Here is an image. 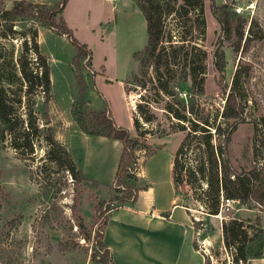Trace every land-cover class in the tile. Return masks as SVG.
I'll list each match as a JSON object with an SVG mask.
<instances>
[{
    "label": "rangeland",
    "instance_id": "1",
    "mask_svg": "<svg viewBox=\"0 0 264 264\" xmlns=\"http://www.w3.org/2000/svg\"><path fill=\"white\" fill-rule=\"evenodd\" d=\"M15 1L21 0H0V11L11 9ZM28 1L52 13L65 0ZM251 2L255 3L253 13L236 11L237 6L246 7ZM182 5L179 0L178 12L167 19L163 44L157 49L162 54L158 62L142 53L148 39L147 21L136 0H68L55 19V27L44 26L36 18L16 21L11 32L0 24V87L14 105L13 130L3 135L0 125L1 261L96 264L93 253L101 251L97 246L99 234L110 210L132 203L147 185L153 186L159 202L167 203L174 196L172 160L186 133L167 109L169 105L187 111L194 98L195 107L202 113L222 109L227 96L224 87L231 86L239 64L247 67L241 92L245 113L237 122L230 154L239 168L262 165L264 0H204L205 26L194 10L186 11ZM214 5H226L234 13L230 31L222 27ZM63 21L72 35L61 33ZM34 31L50 66L49 97L40 86L31 91V82L21 71L23 42L28 39L33 45ZM72 38L88 45L85 56L78 57ZM28 55L32 60L30 70L39 72L38 54L32 49ZM192 58L195 65L205 66L200 74L205 78L203 94L195 95L192 88ZM104 75L113 79V84L107 83ZM79 77L86 82L84 97ZM118 78H123L126 96L116 82ZM162 85L168 86V91ZM138 86L146 88V97L134 110L128 95ZM101 92H107L113 100L116 123L138 138L131 152L123 154L120 140H103L81 129L75 111L109 108ZM51 148L55 153H65L79 172L78 177L65 158L62 162L51 158ZM120 163L121 174L116 178ZM143 169L150 178L142 176ZM181 190L186 192L188 187ZM181 198L192 207L196 219L202 220V235L196 242L207 251L210 264H236L223 241L225 215L252 221L260 217L264 227V211L258 208L231 203L230 210L212 217L205 215L188 195ZM246 264H264V249L262 256Z\"/></svg>",
    "mask_w": 264,
    "mask_h": 264
},
{
    "label": "trees",
    "instance_id": "2",
    "mask_svg": "<svg viewBox=\"0 0 264 264\" xmlns=\"http://www.w3.org/2000/svg\"><path fill=\"white\" fill-rule=\"evenodd\" d=\"M67 1L65 0L62 3V7L54 9L52 13L41 5L40 9L38 4L28 0L15 1L11 9L0 11V24L11 32L14 31L13 28L16 21L26 22L36 18L44 26L55 27V19L58 13L63 12ZM178 1L136 0L147 21L148 39L142 53L155 62L161 61L162 54L157 52V49L160 44H163V38L168 28L167 19L179 10L176 7ZM182 1V8L186 11L194 10L197 17L201 19V24L205 26L204 0ZM213 11L218 14L217 18L222 27L230 31L234 13L232 14L226 5L221 7L214 5ZM61 33L72 35V30L65 21H63ZM243 37V34H241L242 39ZM32 38L33 45H30L32 43L28 39L23 42L24 49L20 57L21 71L23 76L31 82L29 86L31 91L37 85L49 97L51 91L49 62L40 51L37 42V31L33 32ZM250 38L251 36L245 39L244 46L247 45L246 43L250 41ZM72 42L78 49V57L85 56L88 52V45L80 43L76 38H72ZM32 49L38 54V59L40 60L38 62V67L41 68L39 72L29 68L32 60L28 52ZM185 54L187 56L188 52L186 51ZM220 54L221 68H224V52L221 51ZM191 61L190 74L192 75L194 94H203L205 78L204 75L200 74L204 72L205 66L204 64L200 67L195 65V59L193 58ZM199 68L201 71H198ZM246 68V65L239 64L234 73L231 86L229 88L224 87L227 96L222 109L209 110L202 113L201 108L195 107L194 98L187 111L185 109H173L170 105L167 108L179 120V126L186 133L173 157L174 186L181 195H188L190 200L198 204L205 215L212 217H218L224 210H230L231 203L238 205L237 207L258 208L260 211H264V162L262 165H256L250 169L239 168L234 165L230 154V143L237 122L245 113L241 92L244 76L247 74ZM79 78L81 97H84L86 82L83 81L82 77ZM161 88L168 91V86L166 85H162ZM84 102L81 104H84ZM13 110L14 105L11 103L8 94L3 87H0V125L3 126V135L6 131H12L14 128L12 122L14 117ZM75 116L84 132L90 135H101L120 140L124 145L123 154L131 152L130 149L139 143L138 138L131 137L129 129L116 123L109 108L98 111L88 109L86 113L79 110L75 111ZM134 123L136 126L139 125L137 120ZM52 142H54L53 139ZM256 148L257 146L255 147V152ZM64 154L62 151L55 153L54 148L49 151V155L56 162H62L65 158V161L68 162V168L78 177L79 172L75 170V166L70 161H67L68 157ZM121 166L120 163L116 178L121 174ZM183 186L188 187L186 192L181 190ZM145 188L146 186L141 189ZM136 197L137 195L133 201ZM184 205L189 208L188 212L191 214L192 207L188 203ZM225 216L227 217L222 222V236L225 247L229 249L232 255L233 262L246 264L251 259L262 256L264 227L261 223V218L257 217L255 221H252L251 219L244 220L229 216V213ZM192 219L196 228L199 229L202 220L196 219L194 214ZM106 224L107 220L104 223V227ZM103 231L104 228L99 234L97 245L101 251L100 253L98 251L93 253V260L96 264H117L113 259L110 248L104 242ZM195 244L198 247L197 242ZM0 262L10 264L1 260ZM206 264H210L208 257Z\"/></svg>",
    "mask_w": 264,
    "mask_h": 264
},
{
    "label": "crops",
    "instance_id": "3",
    "mask_svg": "<svg viewBox=\"0 0 264 264\" xmlns=\"http://www.w3.org/2000/svg\"><path fill=\"white\" fill-rule=\"evenodd\" d=\"M104 77L107 83L113 84V79L106 75ZM116 82L122 87L124 96H126L127 91L123 78H118ZM98 92L100 93L99 90ZM101 96L104 104H107L114 116L112 98L107 92H101ZM131 118L133 121V117ZM98 136L103 140H118ZM142 176L149 177L144 169ZM184 204L175 186L174 196L165 203L159 202L154 197L153 186L147 185L145 189L139 190L132 203L109 211L103 235L104 242L110 248L115 263L206 264L207 255L195 244L201 233L193 222V213L190 214L189 208ZM0 264L4 263L0 262Z\"/></svg>",
    "mask_w": 264,
    "mask_h": 264
},
{
    "label": "built area",
    "instance_id": "4",
    "mask_svg": "<svg viewBox=\"0 0 264 264\" xmlns=\"http://www.w3.org/2000/svg\"><path fill=\"white\" fill-rule=\"evenodd\" d=\"M255 8V3L251 2L249 4H247L246 7H242V6H237L236 11L238 13L244 12L245 10H248L249 12L253 13ZM145 92H146V88L145 87H135L134 89L131 90V92L129 93V98H130V106L132 107V109H137V106L139 103L144 102L145 100ZM206 255H207V251L205 249L200 248Z\"/></svg>",
    "mask_w": 264,
    "mask_h": 264
}]
</instances>
